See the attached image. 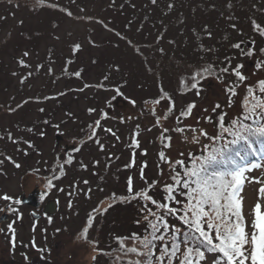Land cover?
<instances>
[{"label":"snow or ice","instance_id":"obj_1","mask_svg":"<svg viewBox=\"0 0 264 264\" xmlns=\"http://www.w3.org/2000/svg\"><path fill=\"white\" fill-rule=\"evenodd\" d=\"M4 2L13 19L22 8L34 15L46 10L51 12L50 35L57 43L62 40L59 34L62 23L69 25L64 31L69 41L68 54L63 58L59 74L55 68L54 46L47 48L43 60L35 53V64L31 62L34 56L31 48L19 51L15 64L29 71L26 74L11 71V76L18 79V92H33L34 85L29 81L41 75L51 79L53 85L74 78L81 86L53 92L41 89L33 95H21L19 100L12 95L9 102L0 104V109L13 115L29 104L60 101L70 92L90 93L95 104L84 109L89 117L87 123L67 110L59 120L54 114L45 116L49 109L40 106L35 109L39 116L30 124L22 126L15 121L0 130V141L13 145L12 153L0 151V175L8 176L9 165L16 171L21 170L24 165L19 162L20 155L43 156L31 137L46 139L49 128L64 136L62 128L69 121L81 125V135L70 142L71 150L58 149L59 154L51 163L43 161V169L41 160H36L22 179L24 183L34 179L42 203L56 192L66 197V208L76 217L80 216L81 204L86 206L84 221L74 242L86 250L88 264H101L100 258L106 264H264V21L258 20L264 17V0H255L247 6L251 13L247 17L248 32L236 14L245 7L243 0H209L203 8L193 5V20L198 10L218 13V20L225 25L219 37L216 35L219 23L215 26L201 23L198 27L193 24L189 28L188 18L182 12L177 15L172 26L180 29L179 35L185 36V47L189 43L185 32L191 33L198 62L188 65L176 62L177 69L183 70L175 73V93L166 89L161 67L163 58L168 56L163 43L169 25L159 19L161 27L152 40L135 39L129 33L135 25V37H139L155 10L159 9L167 17L176 11L178 0H168L163 8L160 0H147L140 7L145 14L137 17L139 23L129 18L122 30L117 29L114 18L100 13L123 15L126 7L135 12L137 4L133 0H122L119 4L117 0H107L99 5L100 13L96 11V0H67L63 4L60 0ZM7 19V15H0V21ZM24 24L23 18L17 20V27L23 29ZM150 27L156 28V21ZM98 28L108 44L119 48L123 42L139 57L144 72L155 83V95H128L124 91L128 79H114L113 73L121 72V66L116 63L106 64L93 81L85 78L84 66L69 70L85 45L93 49L105 47L103 40L96 38ZM77 32L83 33L82 39H73ZM19 35L28 41L33 39V34L24 31ZM11 38L10 30L0 43L6 45ZM167 44L174 48L177 41L174 37L168 38ZM169 58L174 60L175 52ZM249 61L253 62L252 67H248ZM90 63L96 66L100 61L92 57ZM141 91L146 89L141 86ZM101 93L115 95L102 97ZM189 96L192 98L187 99ZM117 97L131 106L128 112L114 113L113 101ZM128 125L131 127L122 139L121 126ZM118 144L123 145L119 153L113 151ZM86 147L89 152L95 149L97 154L85 160ZM151 155L155 156L152 161ZM121 160H124L122 164ZM70 168L76 173H89V177L73 175L65 187L63 181L68 180ZM248 188L254 192L251 202ZM0 203L3 205L0 206V225H3L0 242L7 246L6 251L15 257L18 248L24 249L20 252L23 264H38L29 257L28 250H33L40 254L39 261L50 264L44 255L51 254L46 246L47 227L40 229L42 243L37 240V211L30 213L33 218L30 238L25 241L19 233L24 217L23 193L2 191ZM116 207L133 209L132 227L124 233L110 231L109 243L101 247L100 237ZM46 221L48 226L55 222L51 214H46ZM61 231L67 232V228H55L54 234Z\"/></svg>","mask_w":264,"mask_h":264},{"label":"rangeland","instance_id":"obj_2","mask_svg":"<svg viewBox=\"0 0 264 264\" xmlns=\"http://www.w3.org/2000/svg\"><path fill=\"white\" fill-rule=\"evenodd\" d=\"M23 3L24 0H21ZM60 2L67 3V0H60ZM80 2V0H78ZM107 0H96L98 5L96 11L100 13L99 5L106 3ZM122 0H117V3H121ZM168 2V0H160V8H163L164 5ZM217 2H222V0H217ZM255 2V0H243L244 8L237 10V16L240 17V25L244 28L246 32L249 31L247 17L251 14L248 10L247 6L251 3ZM133 3L137 4V11H133L131 8L126 7L124 14H113L111 12L100 13L102 15L112 17L115 19V26L118 30H122L124 28L125 23L129 18L137 19V17H143L145 14L144 11H140L141 5L147 3V0H133ZM209 3V0H178V7L175 12L167 17H163L159 9L155 10V14L152 16L149 24L145 25L144 32L140 34L139 37H135V25L133 26V32L129 33L130 36H133L135 39H144L147 37L148 40L154 39L157 34V29L161 27L159 24V19H163L165 24L169 25V32L165 37V41L163 43V47L168 52V56L163 58V63L161 65L163 69L164 83L167 90L175 93L177 88V80L175 73L177 69L176 62L183 61L184 65L193 64L198 62L197 54L193 51V43L190 32H185V35L188 37L189 43L188 46L185 47L183 41L185 36L179 35L180 29L172 26L175 18L181 12L185 17L188 18V27L190 28L193 24L197 27L201 23H208L209 25L215 26L219 23V30L216 31L217 37L222 34V31L225 27L224 22L222 20H218V13L216 12H203L197 11L195 20L192 19V7L193 5H200L202 8ZM182 5V7L180 6ZM73 10L76 11L75 6H73ZM11 11H15L12 9ZM10 10L8 5L4 2V0H0V15H7L8 19L4 21H0V42H2L6 34L11 30L12 38L8 41V43L2 44L0 43V104L6 103L10 101V97L12 95L17 96V100L20 99L21 95H33L35 92L43 89L46 92H53L58 90H66L67 88H76L81 86V82L76 79H64L58 81L55 85L52 84L51 79L45 78L41 75L39 78L30 79L29 83L34 85L33 92H25L23 94L18 92L19 84L18 79L11 76V71L15 70L20 74H26L29 69L19 68L15 64V57L18 56L19 51L25 47L31 48L34 52V56L32 59V63L35 64L36 56L35 53L39 54V59L43 60L47 55V48L54 46L55 54L54 59L56 60L55 68L57 74H59L61 66L63 64V58L67 57L68 50V38L64 35L65 28L69 25L68 23H62L61 28L59 30V34L62 36L61 42L57 43L51 38L49 28V19L52 16V13L49 11H43L38 15L32 14L28 11L27 8H22L20 11L16 12V19H13L9 14ZM91 14V9H90ZM23 18L25 20V24L23 29L17 27V20ZM259 21H264V17H258ZM152 21H156V28H151L150 24ZM139 20L137 19V24ZM183 27V26H181ZM20 31H24L26 33L33 34V39L31 41L25 40L22 38L19 33ZM36 33H42L40 36H35ZM151 33V35H148ZM235 35V34H234ZM83 38L82 32H77V35L73 37ZM174 37L177 41V46L172 47L167 44V39ZM97 40H103L105 47L101 49H93L87 45H85V49L83 53L79 54V58L75 65L70 66L69 70L73 71L78 66H84L86 68L85 78L89 81L95 80L103 71L104 66L108 63H116L121 66V72L119 74L113 73L115 80H120L121 77H126L129 81L127 89L124 91L130 95L135 97L147 96V95H155V83L152 78L148 76L142 67L141 61L139 57H136L132 50L128 48L123 42H120V47L115 48L112 45L108 44L107 38L101 36L100 30L98 28ZM114 40L115 38L112 37ZM207 43V41H206ZM259 44L257 45V47ZM175 52V59L171 60L172 53ZM224 51L222 49L220 55L223 56ZM92 57H96L99 59L100 63L96 66L91 65L90 59ZM156 59H159V55L157 54ZM252 61L248 62V67H252ZM155 61H153V65ZM206 84H210V82H205ZM141 86H143L146 91H141ZM209 92L211 88L207 89ZM111 96L115 95V93H101V96ZM189 96L187 99H191ZM95 101L91 99L90 93L79 94L75 92H70L69 95L61 98L60 101L49 102L46 105H36L29 104L24 109L20 110L16 114L8 115L2 109H0V130H3L5 127H8L15 121L21 122V125L30 124L32 120L36 119L39 114L35 111L37 107L44 106L49 109L48 113H45V116L49 114H54L55 118L59 120L62 117L64 111H72L74 112L81 121L87 123L89 117L85 114L84 109L89 105H94ZM13 106H15L13 104ZM131 109V106L128 104L126 100L122 97H117L115 101H113V111L117 115L124 114ZM43 118V117H41ZM81 125L79 123H73L69 121V123L63 126L62 131L65 133L64 136H60L58 133L53 131L51 128L48 129V135L46 139H40L39 137H31L37 147L43 152V156H38L35 153L25 158L24 156H19V162H21L24 167L16 171L12 169V167L8 166V176L4 177L0 175V190L8 191L9 194L19 195L23 193L24 206L22 211L24 213L23 221L19 224V233L20 235L27 241L31 236V228L33 224V218L30 213L33 211H37L38 214L42 216L38 219L37 226V240L42 243L40 229L47 227L48 228V239H47V247L51 249V254L45 253V257L50 264H88L87 261V252L86 250L74 242V238L76 232L81 227L84 221V209L85 205L81 204V212L80 216L76 217L72 215L66 208V197L63 194H59L53 192L45 202H41L39 200V196L34 187L35 181L34 179H28L27 183H24L22 177H24L25 171L30 167L35 165L36 160H41V168L43 169L45 165L43 161L47 160L49 163L53 160L55 155H58V149L68 148L71 150V140L74 137H79ZM131 125L127 127L121 126V137L122 139L127 133V128H130ZM145 140L148 139V135L144 137ZM111 141V137H109ZM123 145L118 144L114 152L119 153L122 150ZM7 150L9 153L13 151V145L10 143L5 145L4 142L0 141V151ZM95 149H92L91 152L88 151L87 147L84 150L83 156L84 159L87 160L91 155H96ZM139 158V157H138ZM79 159V156H77ZM127 159V153L124 155V160ZM155 159L154 155L149 157V160L152 161ZM124 160H121L119 163H123ZM103 165H101L102 167ZM75 166H73L74 168ZM115 168L116 165L114 164ZM73 168L69 169V177L68 180L63 181V185L66 187L69 181L72 179L73 175H79L82 177H89V173H76L73 171ZM123 175L121 176V180H123ZM23 185V187L21 186ZM0 191V194H2ZM247 194L249 196V202H251L252 197L254 196V192L252 188H248ZM57 200L59 204H57ZM54 201L56 203V210L51 215L54 219V224L52 226L47 225L46 214L43 211L44 207L50 202ZM0 206H3L0 203ZM133 215V209L131 207H116L115 210L111 211V214L108 216V220L105 224L104 232L101 235L100 239L102 241L101 247H104L107 243H109L108 233L110 231H115L117 233H124L129 228H131L130 220ZM64 216L65 219L61 220L60 217ZM71 217V218H69ZM3 225H0L2 227ZM67 228V232L61 231L60 233L54 234L55 228ZM115 246V245H113ZM6 245L0 242V264H23L22 258L20 256L21 251H25L24 249H17L15 257L11 256L6 251ZM29 257L33 260H37L38 264H43V261H39L38 257L40 254L35 253L33 250H28ZM101 259V264H106V261Z\"/></svg>","mask_w":264,"mask_h":264},{"label":"water","instance_id":"obj_3","mask_svg":"<svg viewBox=\"0 0 264 264\" xmlns=\"http://www.w3.org/2000/svg\"><path fill=\"white\" fill-rule=\"evenodd\" d=\"M56 210V203L54 201H50L45 207H44V212H48L50 214L54 213ZM40 217V214H38Z\"/></svg>","mask_w":264,"mask_h":264}]
</instances>
